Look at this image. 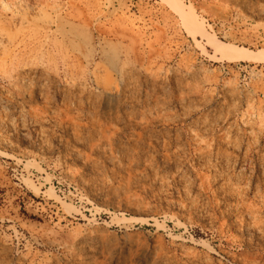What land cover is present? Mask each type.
<instances>
[{
    "label": "rangeland",
    "instance_id": "374dc122",
    "mask_svg": "<svg viewBox=\"0 0 264 264\" xmlns=\"http://www.w3.org/2000/svg\"><path fill=\"white\" fill-rule=\"evenodd\" d=\"M168 2L0 0V264H264V0Z\"/></svg>",
    "mask_w": 264,
    "mask_h": 264
},
{
    "label": "bare ground",
    "instance_id": "6f19581e",
    "mask_svg": "<svg viewBox=\"0 0 264 264\" xmlns=\"http://www.w3.org/2000/svg\"><path fill=\"white\" fill-rule=\"evenodd\" d=\"M168 1H169L168 4L170 3V5L175 9V11L184 18L186 24H189L191 25V27H195L197 29L201 28L200 20L198 19L196 11L193 6L183 7L178 4L177 0H168ZM201 33L209 39L210 36L209 33L203 31H201ZM211 37L212 36H210L209 39L211 48H213L217 53H219V55L220 54L223 55L225 59L228 58L232 61H245V62L251 61V62L264 63V53L254 54L248 51L247 49H239V51H236L232 48L231 45L223 41H219L216 38L211 39Z\"/></svg>",
    "mask_w": 264,
    "mask_h": 264
}]
</instances>
